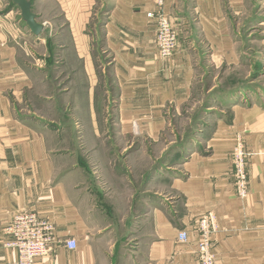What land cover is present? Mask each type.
<instances>
[{"label":"crops","instance_id":"0c3cea01","mask_svg":"<svg viewBox=\"0 0 264 264\" xmlns=\"http://www.w3.org/2000/svg\"><path fill=\"white\" fill-rule=\"evenodd\" d=\"M33 1L45 26L39 37L12 0H0V264L17 261V251L4 247L3 228L25 209L52 222L58 240L34 264H113L103 250L104 236L113 232L107 201L121 195L112 194L103 173L100 114L124 142L127 160L140 156L144 147L135 143L157 144L170 114L190 101L203 57L216 69L246 63L249 75L257 73L254 59L245 60L240 30L264 60V0H164L162 11L179 34L175 53L165 59L150 17L157 0H100V54L109 58L111 77L105 87L92 50L96 34L85 32V8L63 19L53 15L62 9L59 1ZM48 35L52 69L42 47ZM76 77L82 89L73 94ZM247 86L221 101L219 112L204 117L189 142L134 192L125 264H198V221L208 212L218 224L216 264H264V72ZM238 135L251 153L245 201L233 177ZM183 231L187 242L179 240Z\"/></svg>","mask_w":264,"mask_h":264},{"label":"rangeland","instance_id":"374dc122","mask_svg":"<svg viewBox=\"0 0 264 264\" xmlns=\"http://www.w3.org/2000/svg\"><path fill=\"white\" fill-rule=\"evenodd\" d=\"M57 1H59V3H57L59 4L58 6H61L62 9L54 11L53 15L56 16L58 13L63 19L64 16L65 19L66 17L72 19L76 12H82L85 8V21L86 23L88 22L85 32L87 35H89L91 31L96 34L92 50L94 57H96L98 74L102 82L100 86H109L111 80L110 72L107 68L109 58L107 55L100 54V39L102 35L98 28L103 21L102 14H100L102 11L100 0ZM75 27L77 29V26ZM240 36L243 39L242 48L244 49L245 47L246 55H248L247 58L245 57V60H250V57L254 59L252 62L253 67L255 68L256 65L259 67L256 69L257 73H251L249 75V67L246 63L239 68L216 69L208 64L207 58L203 57V60L198 66V74L193 86L190 101L180 112L175 115L170 114L168 129L157 144H153L148 140L135 143V147L138 145L144 147V152H142L140 156L134 157L130 161L127 160L126 157L127 155L129 156V151L124 152L122 148L124 147V142H122L121 139L115 138L114 131L110 130V121L107 120L108 115L106 113L100 114L101 122L99 123L101 124L100 130L103 137L101 141L97 139L96 144L98 145V143H100L103 149L101 151L103 173L106 178L110 180L109 183L112 186L109 185L108 187L112 191V194L114 196H116L117 193L121 195L118 198L107 201L108 204L114 207L113 211L108 210L110 216L107 217L109 222L108 225H110L113 232L104 236V241L107 242L104 244L105 248L103 250L104 252H108L109 261L113 264H119L120 260L121 264H125L128 248L132 245V239H128V229L130 227L129 223L132 221L130 215L132 214L134 203V192H137L141 182L147 180L150 173L153 171L155 172V170L163 164V160L167 159L171 153L175 154L177 148L189 142L192 134L200 129L204 117L219 112L221 101L227 96L239 95L241 92H245L244 90L249 87H246V84H250L253 76H257L264 72V69H262L263 57L258 54L256 45L251 42L252 37L251 39L248 37V33L244 27L240 30ZM42 47L44 50L43 54L45 53L48 55L47 57L54 55V47L49 35L46 45ZM37 49L40 48L38 47ZM256 55L261 58H256ZM53 63L54 60L50 57L49 60L46 61L47 68L52 69ZM104 70L105 73L103 72ZM248 75L249 77L247 78ZM81 89L82 82L76 77L73 94L80 93ZM49 91L50 89L48 88L47 92L49 93ZM102 142H104V145L106 144L105 147L102 145ZM148 156H151L154 160L151 162ZM147 160H149V162ZM169 165L170 168L175 166L171 161ZM86 173L91 176L90 169H87Z\"/></svg>","mask_w":264,"mask_h":264},{"label":"built area","instance_id":"2783aa9c","mask_svg":"<svg viewBox=\"0 0 264 264\" xmlns=\"http://www.w3.org/2000/svg\"><path fill=\"white\" fill-rule=\"evenodd\" d=\"M164 0H157L156 10L150 17L156 23V45L159 56L162 59L170 58L175 53L179 34L168 15L162 11ZM233 153V177L235 192L239 199L247 200L250 195L249 161L251 153L240 135ZM198 234L200 240L197 243V263L216 264V257L212 253L214 236L218 232L216 216L213 212L200 217L198 221ZM3 236L6 241L4 247L17 251V261L11 264H34L37 258L48 256L55 245L58 244L55 225L42 218L37 211L25 209L14 215L12 221L3 228ZM187 231L179 234V240L187 242ZM66 247L74 250L75 241H69Z\"/></svg>","mask_w":264,"mask_h":264},{"label":"water","instance_id":"95a60500","mask_svg":"<svg viewBox=\"0 0 264 264\" xmlns=\"http://www.w3.org/2000/svg\"><path fill=\"white\" fill-rule=\"evenodd\" d=\"M13 4L18 7L21 18L27 28L35 37H39L45 29V26L38 22V17L33 11V0H12Z\"/></svg>","mask_w":264,"mask_h":264},{"label":"trees","instance_id":"16d2710c","mask_svg":"<svg viewBox=\"0 0 264 264\" xmlns=\"http://www.w3.org/2000/svg\"><path fill=\"white\" fill-rule=\"evenodd\" d=\"M255 78V76H253Z\"/></svg>","mask_w":264,"mask_h":264}]
</instances>
